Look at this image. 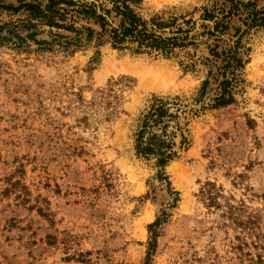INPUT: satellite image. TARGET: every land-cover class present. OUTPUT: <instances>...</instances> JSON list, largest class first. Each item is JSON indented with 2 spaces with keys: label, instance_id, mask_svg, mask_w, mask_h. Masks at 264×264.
Listing matches in <instances>:
<instances>
[{
  "label": "rangeland",
  "instance_id": "rangeland-1",
  "mask_svg": "<svg viewBox=\"0 0 264 264\" xmlns=\"http://www.w3.org/2000/svg\"><path fill=\"white\" fill-rule=\"evenodd\" d=\"M21 1L44 2L0 0V264H264V26L233 17L208 36L201 7L222 0H140L131 6L148 29L167 20L156 34L181 27L195 40L135 52L91 22L77 45L72 32L26 27L23 8H6ZM237 40L234 100L210 107L209 50ZM175 95L187 144L177 136L162 169L134 154L133 131L153 96Z\"/></svg>",
  "mask_w": 264,
  "mask_h": 264
},
{
  "label": "trees",
  "instance_id": "trees-1",
  "mask_svg": "<svg viewBox=\"0 0 264 264\" xmlns=\"http://www.w3.org/2000/svg\"><path fill=\"white\" fill-rule=\"evenodd\" d=\"M140 0H44L21 1L18 6L7 5V9L18 10L23 8L27 15L25 26L31 27L37 23L49 27L63 29L72 32L73 36L64 37L66 43L77 45L82 36L89 39L94 32L89 26L80 24L93 23L99 27L100 35H106L111 45L122 48L133 44V51L161 50L169 53L174 47L193 44L195 38L188 35L189 29L177 27L171 31L172 35L162 36L156 34L155 30L165 26H170V22L156 21L150 19L152 26L147 25V21L139 16L131 4ZM210 10L201 7L199 18L201 20H213V28L206 29L208 36L220 37L229 26V21L235 17L242 24L250 27L264 26V0H222L220 6L216 2ZM35 23H34V22ZM193 23L191 19L184 21ZM202 28L206 26L202 23ZM235 28V33L238 28ZM204 33V32H203ZM32 35V34H31ZM58 35V34H57ZM202 35V33H201ZM59 37L61 35H58ZM219 39V38H218ZM218 39H215L218 41ZM187 41V42H185ZM215 42V41H214ZM238 40L229 49L215 51L217 44H213L209 52L213 56V62L218 59V65H214V70L218 78L219 92L212 99L210 107L227 105L234 100L230 91V82L235 76L233 73L236 67L241 64L238 57ZM217 64V63H216ZM220 70H222L220 72ZM231 75V78H230ZM208 76H211L209 73ZM213 77V76H212ZM209 79L202 81L200 93L194 99L198 102L205 95ZM187 104L183 103L180 96H153L148 105L143 109L136 119L133 131V151L138 157L145 159L154 158L158 167L163 169L170 160L174 159L178 152L174 149L176 138L180 137L179 147L185 146L187 141L181 131L180 119L185 113ZM189 110H192L191 108ZM192 111L196 112L197 109ZM161 176V175H160ZM161 218L148 225L150 233L147 242L146 261L150 252L154 249L157 237V227Z\"/></svg>",
  "mask_w": 264,
  "mask_h": 264
}]
</instances>
